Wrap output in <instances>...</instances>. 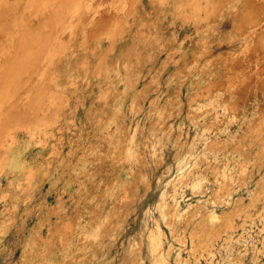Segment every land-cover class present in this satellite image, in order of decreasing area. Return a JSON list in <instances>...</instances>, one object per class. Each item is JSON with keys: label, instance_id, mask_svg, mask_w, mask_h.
Here are the masks:
<instances>
[{"label": "rangeland", "instance_id": "374dc122", "mask_svg": "<svg viewBox=\"0 0 264 264\" xmlns=\"http://www.w3.org/2000/svg\"><path fill=\"white\" fill-rule=\"evenodd\" d=\"M174 1L0 0V71L35 12L43 44L9 90L35 84L1 133L27 165L0 155V264H50L31 244L81 206L69 264H264V0Z\"/></svg>", "mask_w": 264, "mask_h": 264}, {"label": "bare ground", "instance_id": "6f19581e", "mask_svg": "<svg viewBox=\"0 0 264 264\" xmlns=\"http://www.w3.org/2000/svg\"><path fill=\"white\" fill-rule=\"evenodd\" d=\"M3 1V0H2ZM9 1H11V0H9ZM13 1V0H12ZM25 1H27L28 3H29V6H30V4L31 5H37V6H39V8H36V11L38 12V10H41V9H44V11H45V9H46V11H47V9H48V11L46 12V13H48V15L46 14V16H50V18L51 17H54V18H56L55 16H58V15H62V14H69L70 12V9H71V7H70V9H69V7H67V6H73L74 4L76 5V2H74V0H73V2H74V4L72 5L71 4V0H25ZM89 1V0H88ZM127 1V0H126ZM161 1V0H160ZM174 1V0H173ZM191 1V0H190ZM194 1H196V0H194ZM14 2H15V0H14ZM44 2L46 3V5L47 6H44ZM85 2V1H84ZM131 2V1H130ZM129 2V4H131ZM175 2V1H174ZM196 2H198V0L196 1ZM232 2V1H231ZM3 3V2H2ZM6 3V2H5ZM12 3V2H11ZM62 3H64L63 5H62ZM87 3V2H86ZM86 3H84V5L83 6H85V4ZM128 3V2H127ZM195 3V2H194ZM9 4V3H8ZM83 4V3H82ZM228 4V3H227ZM4 5V4H3ZM24 5V4H23ZM51 5V6H50ZM56 6L55 8L56 9H54L53 8V6ZM74 5V6H75ZM178 5V4H177ZM235 5V4H234ZM2 6V5H1ZM0 6V7H1ZM6 6V5H5ZM11 6V5H10ZM15 6V5H14ZM33 6H31V8L33 7ZM73 6V8H75ZM122 6V5H121ZM179 6V5H178ZM199 6V5H198ZM8 7V6H7ZM6 7V8H7ZM66 7V8H65ZM79 7V6H78ZM123 7V6H122ZM204 7V6H203ZM223 7V6H222ZM239 7V6H238ZM11 8V7H10ZM27 8H29L28 6H27ZM35 8V7H34ZM65 8V9H64ZM67 8L69 9V11H67L68 13H66L65 12V10H67ZM120 8V7H119ZM126 8V7H125ZM124 8V9H125ZM196 8H197V5H196ZM216 8H217V6H216ZM4 9V8H3ZM9 9V8H8ZM63 9H64V13H63ZM81 9H82V7H81ZM231 9V8H230ZM4 10H6V11H8L7 9H4ZM10 10V9H9ZM30 10V9H29ZM199 10V9H198ZM218 10V9H217ZM232 10V9H231ZM230 10V11H231ZM233 10H234V7H233ZM235 10H236V8H235ZM27 11V10H26ZM43 10H41V12H42ZM71 11H72V9H71ZM123 11V10H122ZM229 11V10H228ZM227 11V12H228ZM240 11V10H239ZM243 11V10H242ZM37 12H35L34 13V16H35V14L37 13ZM83 12V11H82ZM81 12V13H82ZM115 12V11H114ZM127 12V11H126ZM193 12H195V11H193ZM220 12H221V10H220ZM223 12H225V10L223 11ZM28 13V12H27ZM33 12H31V14H32ZM190 13H192V12H190ZM217 13V12H216ZM231 13V12H230ZM236 13H237V10H236ZM236 13H234V14H236ZM2 14H5L4 13V11L2 12ZM1 14V16H4V15H2ZM22 14H23V12H22ZM29 14V13H28ZM221 14V13H220ZM220 14H219V16H220ZM0 16V17H1ZM8 16V15H7ZM11 16V15H10ZM13 16V15H12ZM34 16H30L27 20H28V22L27 23H25V24H23V23H21V26H20V29L22 28V27H30V26H34V24L36 23L35 22V20H34ZM63 16V15H62ZM237 16V15H236ZM25 17V16H24ZM65 16H63L62 18H64ZM204 17V16H203ZM4 18H6L5 16H4ZM4 18L3 19H1L0 20V23L1 22H3V20H4ZM27 18V17H26ZM35 18H36V16H35ZM49 18V17H48ZM49 18V19H50ZM53 18V19H54ZM7 19H10L9 18V16L7 17ZM12 19V18H11ZM24 19V18H23ZM47 19V18H46ZM47 20L46 22L48 23V21H51V20ZM57 19V18H56ZM59 19H61V18H59ZM6 20V19H5ZM13 20V19H12ZM17 20V19H16ZM32 20H34V21H32ZM42 20V22H40ZM39 22L41 23V25H43V24H45V23H43L44 21H43V19H41ZM80 20V19H79ZM113 20V19H112ZM118 20V19H117ZM228 20V19H227ZM240 20V19H239ZM36 21H38V20H36ZM56 21V20H55ZM59 21V20H58ZM82 21V20H81ZM4 22H6V21H4ZM3 22V23H4ZM22 22V21H21ZM38 22V23H39ZM237 22H239L238 20H237ZM7 24L8 23H10V22H6ZM13 23V22H12ZM46 23V24H47ZM50 23H52V21L50 22ZM49 23V24H50ZM96 23V22H95ZM110 23V22H109ZM228 23H229V21H228ZM234 23H236V22H234ZM234 23H233V25H234ZM240 23V22H239ZM5 24V23H4ZM7 24H5V25H7ZM14 24V23H13ZM48 24V25H49ZM56 24V23H55ZM74 24H75V22H74ZM20 25V24H19ZM40 24H38V26H39ZM62 25V24H61ZM73 25V24H72ZM114 25V24H113ZM232 25V26H233ZM236 25V24H235ZM0 26H1V24H0ZM7 26H9V27H11L10 26V24H8ZM38 26H36L35 25V28H37ZM47 26V25H46ZM46 26H44L43 25V28H45L46 29ZM51 26H52V24H51ZM86 26V25H85ZM111 26V25H110ZM40 27V26H39ZM49 28H50V26H48ZM47 27V28H48ZM59 27V26H58ZM57 27V28H58ZM99 27V26H98ZM112 27H114V26H112ZM116 27V26H115ZM26 28H23V30H22V34L21 35H23V37H20V38H22V39H18L17 40V43H16V46H15V52L14 53H12L11 54V56H10V60H9V62L8 63H6L3 67V69H1V71H0V136H1V133L2 132H4V130L2 131V129L3 128H5L7 125H10V128H11V126L13 127V123H12V121L16 118H19L21 115H23V117H24V112H23V110L25 109V105H27L28 104V98L30 97H34V96H32L33 94H32V91L34 90V87H35V84H32L31 85V87L30 86H28V88H27V93H26V95H25V97H24V95H20V96H23L24 98H21V100H20V96L18 95V94H16V92H18L17 90L18 89H16L15 91H13V90H11L10 92H9V90L11 89V88H13V86L15 87V85L16 84H19L18 82H17V79H15L14 78V76L18 73V70H17V68L18 67H20L19 65H20V63H23V64H25L26 66H28V64H29V62H31V60L33 59V57H37L39 54V52L37 53V55H33V52L36 50L35 48L36 47H38L37 46V44H39V45H43V44H40V42H39V39H42V38H40V31L42 30V29H40V28H37V29H39L38 31H37V29L36 30H34V31H31V30H29V29H26ZM96 28V27H95ZM110 28V27H109ZM121 28V27H120ZM120 28H118V29H120ZM234 28H235V26H234ZM1 29V28H0ZM10 29V28H9ZM45 29L43 30V31H45ZM53 29V28H52ZM98 29V28H97ZM104 30H106V29H104ZM112 31H113V29H111ZM1 31H6L5 29H2ZM49 29H48V33H49ZM90 31H92V30H90ZM95 31H96V29H95ZM108 31V30H107ZM254 31V30H253ZM19 32H20V30H19ZM24 32V33H23ZM42 32V31H41ZM98 32V31H97ZM109 32V31H108ZM107 32V33H108ZM5 33V32H4ZM6 33H7V31H6ZM5 33V34H6ZM47 33V31H46V37H48V34ZM99 33V32H98ZM113 33V32H112ZM3 34V33H2ZM10 34V33H9ZM110 34V33H109ZM13 35V34H12ZM100 35V34H99ZM6 36V35H5ZM18 36H19V34H18ZM45 36V35H44ZM111 38V37H110ZM91 39V38H90ZM45 40H46V38H45ZM111 40V39H110ZM44 41V40H43ZM42 41V42H43ZM111 42V41H110ZM247 45V44H246ZM60 48V47H59ZM62 48V47H61ZM64 48V47H63ZM93 48V47H92ZM37 50H38V48H37ZM41 52H42V50H41ZM35 54V53H34ZM41 54V53H40ZM44 55V54H43ZM82 56V55H81ZM80 56V57H81ZM53 58V57H52ZM93 58V57H92ZM5 59L6 60H8L7 59V57H5ZM38 60V59H37ZM79 60V59H78ZM78 60H75L74 62H76V61H78ZM81 60V59H80ZM80 60H79V62H80ZM5 61V60H4ZM33 61V60H32ZM35 61V60H34ZM51 61V60H50ZM82 61V60H81ZM83 61H84V59H83ZM39 62V61H38ZM88 63V62H87ZM22 64V65H23ZM21 65V69H23L24 70V68L26 67L25 65H23L22 66ZM30 65V64H29ZM60 65V64H59ZM69 65V64H68ZM72 65H73V63H72ZM76 65H78V64H76ZM25 66V67H24ZM29 68V67H28ZM31 68V67H30ZM35 68V67H34ZM73 68H75L74 66H73ZM78 68V67H77ZM21 69H19V71L21 70ZM60 69V68H59ZM79 69V68H78ZM96 69V68H95ZM217 69V68H216ZM26 71V70H25ZM69 68L68 67H65V69H64V71L63 72H61V74L60 75H64V74H69ZM71 71H72V67H71ZM71 71H70V73H71ZM75 72V71H74ZM74 72H72V73H74ZM20 73V72H19ZM25 73V72H24ZM23 74V73H22ZM18 75V74H17ZM29 75V74H28ZM17 78L19 77V75L18 76H16ZM20 77H22V75L20 76ZM27 78V77H26ZM29 78V77H28ZM28 78H27V80H28ZM36 78V77H35ZM13 79L16 81H13ZM52 80V79H51ZM25 82V81H24ZM13 83H15L14 85H13ZM21 83V82H20ZM11 84L13 85L12 87H11ZM44 84V83H43ZM42 84V85H43ZM72 84V83H71ZM42 85H39L40 86V88H41V86ZM20 86H21V84H20ZM19 86V87H20ZM39 86H38V88H39ZM10 87V88H9ZM18 87V88H19ZM22 87H24L25 88V86H22ZM21 88V87H20ZM38 88H37V90H38ZM14 89V88H13ZM49 89V88H48ZM25 90H26V88H25ZM43 90H45V89H43ZM56 91V90H55ZM9 92V93H8ZM39 92V91H38ZM43 92V91H42ZM41 92V93H42ZM7 93V96L9 95V97L5 100V97H4V95ZM19 93V92H18ZM20 93H22V92H20ZM33 93H34V91H33ZM40 93V92H39ZM38 93V94H39ZM35 94H36V92H35ZM49 94V93H48ZM16 95H18V96H16ZM41 95H43V94H41ZM41 95H38V96H40L41 97ZM6 96V95H5ZM6 96V97H7ZM37 96V97H38ZM3 97H4V100H3ZM36 97V96H35ZM48 98V97H47ZM58 98V97H57ZM56 98V99H57ZM60 99V98H59ZM58 99V100H59ZM38 100V99H37ZM30 101V100H29ZM8 102V103H7ZM6 103L8 104V105H10V106H7V108L6 109H3L2 110V107H4L5 108V106H6ZM31 103V102H30ZM30 103L28 104V105H30ZM33 105V104H32ZM31 105V106H32ZM39 107V106H38ZM26 108H27V106H26ZM35 109V108H34ZM37 109V108H36ZM27 110H29V108L27 109ZM30 111V110H29ZM26 112V111H25ZM24 113V114H23ZM50 113V112H49ZM32 115V113H30L29 112V115ZM26 115V114H25ZM34 115V114H33ZM52 116H53V114H51ZM26 116H28V115H26ZM22 117V118H23ZM32 117V116H31ZM54 117V116H53ZM21 118V119H22ZM35 118V117H34ZM49 118V117H48ZM15 119V120H16ZM26 119V118H25ZM24 119V120H25ZM54 119V118H53ZM28 120H29V118H28ZM28 120H25V122H24V124H26V122L28 121ZM33 120V119H32ZM35 120V119H34ZM45 120V119H44ZM17 121V120H16ZM15 121V122H16ZM14 122V121H13ZM14 122V123H15ZM29 122V121H28ZM27 122V124H29ZM36 122V121H35ZM12 123V124H11ZM17 123V122H16ZM38 123V122H37ZM47 123V122H46ZM26 124V125H27ZM16 125V124H15ZM43 125V124H42ZM41 125V126H42ZM34 126V125H33ZM39 126V125H38ZM7 129V128H6ZM12 129V128H11ZM11 129H8V130H11ZM24 129V128H23ZM4 134V133H3ZM2 134V135H3ZM3 141H4V138L1 136V138H0V144L1 143H3ZM11 142L13 143V145L11 144V143H9L10 145H9V147L8 148H5V149H1L0 150V155H1V157L2 158H4L5 159V155H6V157L7 156H9V155H11L10 156V158H11V162H14V163H12V164H10V167L11 166H17V167H19V164H22V166L23 165H27V163L25 162V161H22L20 158V156H18V154H16V152H18L17 150H16V148H12L16 143H14V138L11 140ZM108 145H110V144H108ZM110 150V148H106V151H107V154H109V151ZM113 153H114V151H113ZM35 156H37V155H35ZM35 156H34V158H35ZM119 157V156H118ZM35 159H37V158H35ZM35 159H34V161H33V164L35 165ZM118 161H120V159L118 160ZM32 162V161H31ZM29 163V162H28ZM30 164V163H29ZM116 164V163H115ZM115 164H114V161L113 160H108L107 162H105L104 164H102L101 166H98L97 167V169H96V172H95V175L93 174V176L94 177H97V178H100L101 180H100V182H99V188H101L103 185H104V183H105V180H106V177L109 175V174H112L113 176L115 175V173H117V170H116V168H115ZM31 165V164H30ZM33 165V166H34ZM71 165V164H70ZM118 165V164H117ZM67 166V165H66ZM73 165H71V167H72ZM79 167V166H78ZM13 168V167H12ZM76 168V167H75ZM81 168V167H80ZM15 170H17L16 168H14ZM22 169L24 170V169H27V168H23L22 167ZM29 169V168H28ZM81 170H84V169H81ZM12 171V170H11ZM28 171V170H27ZM113 171H115V172H113ZM19 172V171H18ZM17 172V173H18ZM80 172V171H79ZM78 172V173H79ZM82 172V171H81ZM12 173H13V171H12ZM78 173H77V175H78ZM19 174V173H18ZM21 174V173H20ZM22 174H23V172H22ZM29 174V173H28ZM75 174H76V172H75ZM16 175V174H15ZM24 176V175H23ZM22 176V177H23ZM92 176V177H93ZM17 177H19V176H17ZM25 177V176H24ZM74 177V176H73ZM109 177V176H108ZM107 177V178H108ZM73 179V178H72ZM16 180V182H17V180L18 179H15ZM22 180V179H21ZM18 181H20V180H18ZM24 181V180H23ZM16 182H15V184H16ZM18 184V183H17ZM16 184V185H17ZM106 184V183H105ZM105 186V185H104ZM109 186H110V184H109ZM107 188H108V185H107ZM110 189V188H109ZM93 200H95L96 201V198H93ZM94 202V201H93ZM44 205H46V204H44ZM13 206V205H12ZM83 208V206H81L80 208H78V212H77V217H83V218H85L84 219V221L82 220V218H80L81 220H79V222L80 223H76V219L74 220L75 221V223H74V221H73V223L72 224H75L76 225V230L77 231H73V229H72V224L71 225H68V224H66V222L63 220H61V222H59L58 224H57V226L59 227V228H57V229H53V230H56V231H53L52 232V234L48 237V239L47 240H43V241H36L35 239V241H34V243H32L31 244V249H40V253L39 254H37V255H43L44 256V258H45V261L46 262H48V263H50V264H69L70 263V261H71V256L69 257V259H67V260H64V255H67L66 254V252H68L69 253V255H70V252L71 253H73L71 250H72V248H76V245H77V239H78V231H85V233H87V231L90 229V226H89V224H91L90 223V221L91 220H93V218L92 219H90V218H88V215H90L89 213L87 214V212L86 211H84V212H86V213H84L83 212V210L84 209H82ZM11 209V208H10ZM95 209V208H94ZM93 209V210H94ZM13 210V209H12ZM99 210V209H98ZM240 210V209H239ZM11 211V210H10ZM50 211V210H49ZM91 212H93V211H91ZM95 212H97V211H95ZM94 212V213H95ZM76 215V214H75ZM94 215V214H93ZM86 216V217H85ZM46 217V216H45ZM76 217V216H75ZM76 217V218H77ZM90 217H91V215H90ZM93 217V216H92ZM62 218V217H61ZM45 219V218H44ZM64 219V218H63ZM78 219V218H77ZM88 219H90V221L88 222ZM89 224H88V223ZM93 222V221H92ZM54 225H56V223L54 224ZM55 227V226H54ZM92 228V227H91ZM48 231V230H47ZM17 232V231H16ZM49 232V231H48ZM84 233V234H85ZM83 234V235H84ZM32 237V236H31ZM38 240H39V238H38ZM36 242V243H35ZM74 245V246H73ZM74 250V249H73ZM73 261V260H72ZM73 263H74V261H73ZM75 264V263H74Z\"/></svg>", "mask_w": 264, "mask_h": 264}]
</instances>
